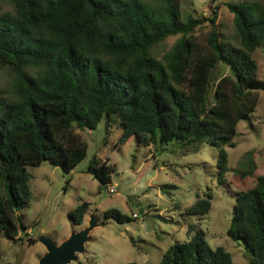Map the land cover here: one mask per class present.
Segmentation results:
<instances>
[{
  "label": "trees",
  "instance_id": "trees-1",
  "mask_svg": "<svg viewBox=\"0 0 264 264\" xmlns=\"http://www.w3.org/2000/svg\"><path fill=\"white\" fill-rule=\"evenodd\" d=\"M157 1L162 15L142 0H10L14 13H0V69L16 76L18 92L13 102L0 95V236L24 241L19 235L30 228L20 214L31 199L28 168L48 163L70 174L88 155L83 133L102 122L105 139L114 126L122 130L119 143L135 137L145 148L175 145L185 153L217 147L218 178L226 182L224 147H235L239 123L257 111L264 90L253 58L264 47V7L226 4L236 46L222 38L216 10L208 20L184 17L178 0ZM206 22L211 30L201 45L196 33ZM178 35L166 61L152 55ZM88 173L107 188L116 169L95 156ZM212 199H198L186 214L206 216ZM90 210L79 205L69 214L73 224L83 225ZM104 215L120 224L136 219L118 209ZM188 233L158 264H234L197 224ZM227 235L245 245L249 264H264V175L237 194Z\"/></svg>",
  "mask_w": 264,
  "mask_h": 264
},
{
  "label": "rangeland",
  "instance_id": "rangeland-1",
  "mask_svg": "<svg viewBox=\"0 0 264 264\" xmlns=\"http://www.w3.org/2000/svg\"><path fill=\"white\" fill-rule=\"evenodd\" d=\"M159 15L162 5L157 0H142ZM184 17L186 13L196 18L210 19L218 12L217 25L224 41L240 46L236 37L234 15L228 2H252L264 7V0H178ZM0 13H14L10 0H1ZM211 30L206 22L196 36L201 45L206 44ZM181 36H171L152 51L159 60L166 61ZM264 47L253 58L259 66L258 75L264 80ZM0 95L6 101L18 100L16 76L9 69H0ZM259 106L250 120L241 121L237 128L235 147L225 146L228 152L226 182L218 178L217 147L203 145L199 151L185 153L184 149L170 145L164 150L153 146L145 148L131 137L119 143L122 130L113 127L106 138L105 123L95 131L83 133L88 144V155L70 174L59 167L44 163L28 168L31 199L20 214L30 226L27 234L19 235L24 241H12L0 236V264H16L22 255V264H39L46 248L40 243L43 237L61 244L73 232L88 226L90 215L99 221L90 235L86 252L79 254L78 261L71 264H158L167 249L188 239L190 224H197L212 248L223 247L232 254L234 264H249L247 249L242 242L230 239V227L236 196L254 187L259 175H264V90L259 92ZM97 156L116 169L112 185L117 193L110 194L101 182L88 173L92 159ZM254 164V166L252 165ZM247 171V173H245ZM176 186L177 189H161ZM211 194L212 208L204 217L189 216L185 210L198 199ZM83 202L91 205L84 224L75 225L70 213ZM118 209L124 214L138 218L120 224L107 219L104 213Z\"/></svg>",
  "mask_w": 264,
  "mask_h": 264
},
{
  "label": "water",
  "instance_id": "water-1",
  "mask_svg": "<svg viewBox=\"0 0 264 264\" xmlns=\"http://www.w3.org/2000/svg\"><path fill=\"white\" fill-rule=\"evenodd\" d=\"M99 226L95 214L90 215V221L84 229L73 232L68 239L57 244L50 237H43L39 241L46 248L45 255L39 264H71L78 261L79 254L86 252V245L91 241V232ZM22 255L18 257L16 264H22Z\"/></svg>",
  "mask_w": 264,
  "mask_h": 264
},
{
  "label": "built area",
  "instance_id": "built-area-1",
  "mask_svg": "<svg viewBox=\"0 0 264 264\" xmlns=\"http://www.w3.org/2000/svg\"><path fill=\"white\" fill-rule=\"evenodd\" d=\"M107 188H108L107 190L110 194L117 193V187L115 185L110 184ZM133 218H138V215L133 214Z\"/></svg>",
  "mask_w": 264,
  "mask_h": 264
}]
</instances>
